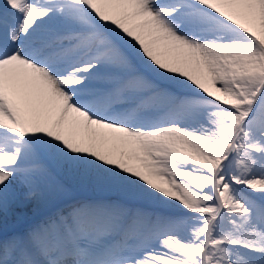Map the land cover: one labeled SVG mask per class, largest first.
I'll return each instance as SVG.
<instances>
[{"label": "snow or ice", "instance_id": "obj_1", "mask_svg": "<svg viewBox=\"0 0 264 264\" xmlns=\"http://www.w3.org/2000/svg\"><path fill=\"white\" fill-rule=\"evenodd\" d=\"M0 264H264V0H0Z\"/></svg>", "mask_w": 264, "mask_h": 264}, {"label": "rangeland", "instance_id": "obj_2", "mask_svg": "<svg viewBox=\"0 0 264 264\" xmlns=\"http://www.w3.org/2000/svg\"><path fill=\"white\" fill-rule=\"evenodd\" d=\"M79 193L100 194L102 197H105L106 199L112 197L111 193L95 190L87 186H77V185H72L71 187L66 188L63 193L43 192L38 194L35 199L30 201L25 208H23L22 210H20V212H18L17 216L20 217L19 219L17 217L9 218V227H13L16 224L26 219L32 218L33 215L39 213L41 214L47 209H49L51 206L55 205L57 202L67 197H71L74 194H79ZM37 202L39 203L38 209L32 210V205Z\"/></svg>", "mask_w": 264, "mask_h": 264}, {"label": "bare ground", "instance_id": "obj_3", "mask_svg": "<svg viewBox=\"0 0 264 264\" xmlns=\"http://www.w3.org/2000/svg\"><path fill=\"white\" fill-rule=\"evenodd\" d=\"M86 194V195H85ZM84 197L85 199H81V196ZM97 195H100V194H88V193H79V194H74L72 195L71 197H67L61 201H59L54 208H52L51 210H49L48 212H44L39 218L38 220L34 221L33 223L30 222L29 219H26L24 221H22V226L20 228H23V227H26L28 225H31V224H37V223H40L44 220H46L48 217L50 216H54L56 215L57 213H64L66 211V209L68 208V202L70 201H74V202H71L70 205L71 206H74V205H77L78 203H81V202H89V201H102L104 200L103 197L100 195V196H97ZM78 202V203H76ZM38 206H39V203H35L32 205V210H37L38 209ZM39 214H36V215H33V217H36V216H39Z\"/></svg>", "mask_w": 264, "mask_h": 264}]
</instances>
